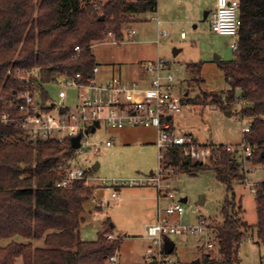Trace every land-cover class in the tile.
<instances>
[{
  "label": "trees",
  "instance_id": "trees-1",
  "mask_svg": "<svg viewBox=\"0 0 264 264\" xmlns=\"http://www.w3.org/2000/svg\"><path fill=\"white\" fill-rule=\"evenodd\" d=\"M238 1V48L232 60L218 62L226 96L204 93L198 101L206 105L209 100L208 104L223 110L239 103L241 115L253 118L250 132L244 134L254 149L248 162L264 166V0ZM157 6V0H108L104 5L85 0H0V88L4 96L0 115L16 116L5 101L18 92L22 82L17 76L24 71H36L31 80L43 103L49 98L46 87L50 84L74 79L77 74L78 81L86 84L98 66L93 46L107 33L122 42L128 18L156 13ZM187 69L199 76L202 63H191ZM224 147L211 152L208 164L184 157L176 148L166 153L165 167L191 176L213 171L225 187L221 222L214 228L218 258L204 253L201 264H239L238 247L249 233H255L257 243L264 246V183L256 187L257 222L250 226L243 221L233 192L234 183H242L245 174L235 153ZM75 152L69 141L40 140L13 123L0 124V241L15 237L43 241L42 247L9 243L0 248V264H116L110 258L117 255L120 238L109 239L106 232H99L94 241L79 238L84 204L92 198L93 188L82 180L60 185L66 175L62 162Z\"/></svg>",
  "mask_w": 264,
  "mask_h": 264
},
{
  "label": "rangeland",
  "instance_id": "rangeland-1",
  "mask_svg": "<svg viewBox=\"0 0 264 264\" xmlns=\"http://www.w3.org/2000/svg\"><path fill=\"white\" fill-rule=\"evenodd\" d=\"M89 3L104 5L108 0H85ZM157 12L139 14L128 18L129 28L123 30L122 42L114 35L105 38L93 46L95 62L104 73L110 68L122 69L123 79H129L131 69L141 67L159 59L169 63L166 72L173 77V92L182 101V110L173 115L172 126L179 134H190L201 145L232 147L243 169L245 180L236 181L233 192L236 202H240L242 219L250 226L257 222L255 198L252 192L264 181V166L246 162L238 147L245 137L243 128L250 125L244 122L239 103L223 110L217 106L200 104L203 94L226 96L227 85L218 62L234 58L231 48L233 38L215 34L211 29L212 12L215 0H157ZM207 13V17L206 16ZM158 17L161 25L152 21ZM134 36H130L131 31ZM165 31L166 37L159 36ZM183 35V36H182ZM116 41L117 43H112ZM174 51H178L174 55ZM202 63L199 76L192 75L187 66ZM196 71V68H193ZM100 83V82H99ZM60 83L46 87L49 98L55 101ZM68 98L65 105H76L77 91L65 88ZM185 94V95H184ZM230 112V116L226 115ZM114 142L112 147H105L107 141ZM157 133L144 128L112 129L101 121L94 133H89L88 142L98 145V152L90 146H82L70 159L62 162L70 170L81 169L93 180L86 182L93 188L92 198L84 204L83 219L78 235L82 241H94L99 232L110 234L111 239L120 238L116 264H150L147 250L154 246L147 235L148 227L156 224L158 209H164L170 202L166 198L158 199V191L153 186L122 187L118 191L121 198L112 197L113 181L129 180L156 173L159 149L156 142ZM208 164L209 158L201 160ZM98 169L95 170L94 166ZM172 167H168L170 169ZM166 174L165 180L171 184L175 193V202L183 208L180 218H169L170 223L186 227H196L202 219L207 230L198 236H171L174 251L162 256L177 264H193L202 261L204 253H212L218 258L214 228L221 222V206L226 192L225 187L217 181L213 171H204L195 176L179 173L176 168ZM97 181H96V180ZM107 181V186L100 181ZM152 194V195H151ZM151 195V196H150ZM185 199V202L181 200ZM204 203L200 205V200ZM152 200V201H151ZM254 231V230H253ZM11 242L32 243L42 247L43 241H28L21 237L0 241V248ZM208 244H213L212 248ZM239 264H264V246L257 243L255 233H249L238 247ZM158 259V258H155Z\"/></svg>",
  "mask_w": 264,
  "mask_h": 264
},
{
  "label": "built area",
  "instance_id": "built-area-1",
  "mask_svg": "<svg viewBox=\"0 0 264 264\" xmlns=\"http://www.w3.org/2000/svg\"><path fill=\"white\" fill-rule=\"evenodd\" d=\"M151 20L158 26L162 24L158 17H152ZM240 26L239 1L215 0L211 29L217 35L232 37L231 48L234 52L238 48ZM134 34L132 30L130 36ZM107 35L112 36L111 33ZM167 35L165 31L159 32V36L166 37ZM75 51L79 52V47H75ZM168 65L169 63L161 59L146 65L145 72L148 76V87L146 88H141L136 83L126 85L117 77L111 78L106 83H98L96 76L99 69L95 67L94 76L86 84L78 81L79 74L74 79L60 80L58 83L62 87L57 92L58 101L48 98L45 103L42 102L36 85L31 80L36 77V71H24L17 76V79L22 82L18 92H14L9 100L5 101V105L8 104L9 108L16 111V116L0 115V124L13 123L25 134L40 140H56L63 143L70 142L73 137L81 135L80 148L84 145L90 146L93 152H98L100 147L88 142L89 133L85 134L84 131L90 130L96 121L99 125L101 121H104L112 129H154L157 133L155 145L159 149V166L156 173L151 172L148 176L135 179L113 181L111 188L114 190L112 197L119 198L117 191L122 187L153 186L158 191V199L166 198L170 202L164 209H158L156 224L147 229V235L153 245L159 247V252L156 254L152 247L147 250L150 262L155 264H177L166 258L162 259L163 244L169 237L198 236L205 234L207 230L204 219L196 227H186L169 222L171 217L180 218L183 208L181 203L174 201V189L165 180L166 174L164 173L171 172L174 168L165 167L167 151L176 148L182 156L193 161H201L210 158L211 152L218 149L216 145H201L190 134H179L173 128L172 117L181 112L184 98L176 96L173 92L174 79L170 73L166 72ZM65 88L77 91L75 97L77 103L74 107H69L64 103L68 98ZM3 100L4 96L0 88V101ZM241 104L245 105L242 101ZM168 117H170L169 120ZM243 121H249L251 125L253 118L244 117ZM250 125L243 128L244 134L250 132ZM113 144L112 140L107 141L105 147L110 148ZM223 149L234 152L232 147L225 146ZM238 150L246 162L254 153L253 147L246 139H243ZM74 180H82L86 183L93 178L86 176L81 169H67L60 185L65 187ZM262 183L264 181L260 184ZM99 184L108 185L107 181L103 180ZM252 192L255 194L256 188L253 187ZM208 247L212 248L213 244H208ZM110 261L116 263V258L112 257Z\"/></svg>",
  "mask_w": 264,
  "mask_h": 264
},
{
  "label": "crops",
  "instance_id": "crops-1",
  "mask_svg": "<svg viewBox=\"0 0 264 264\" xmlns=\"http://www.w3.org/2000/svg\"><path fill=\"white\" fill-rule=\"evenodd\" d=\"M158 9V8H157ZM126 28H129V26L127 25L126 26ZM135 32V31H134ZM135 35V34H134ZM151 63V62H150ZM147 65V64H146ZM146 65H144V66H141V67H134L133 69H131V76H130V78L129 79H127L126 80V78H122V77H124V74H123V72H122V69H118V74H115L116 73V70L114 69V68H110L109 70H107L106 72H104V73H102L101 72V70H100V68L98 67V69H99V72H98V74H97V76H96V80H97V82L99 83H106V82H108L111 78H113V77H117V78H119L124 84H126V85H130V84H132V83H136V84H138L139 85V87H141V88H146V87H148V76H147V74H146V72H145V67H146ZM185 95V94H184ZM185 97V96H184ZM183 97V98H184ZM172 119H173V117H172ZM144 129H146V128H144ZM149 130H153L155 133H156V131L154 130V129H149ZM114 143V142H113ZM151 144H155V142H153V141H151ZM97 169H98V166H97ZM151 173V172H150ZM149 173V174H150ZM120 190V189H119ZM118 190V191H119ZM118 191H117V193H118ZM118 195H119V198L118 199H120L121 198V196H120V194L118 193ZM152 195V194H151ZM150 195V196H151ZM115 199H117V198H115ZM152 201V200H151ZM182 201V200H181ZM116 258H117V256H116ZM151 263H153V262H150V264Z\"/></svg>",
  "mask_w": 264,
  "mask_h": 264
},
{
  "label": "water",
  "instance_id": "water-1",
  "mask_svg": "<svg viewBox=\"0 0 264 264\" xmlns=\"http://www.w3.org/2000/svg\"><path fill=\"white\" fill-rule=\"evenodd\" d=\"M207 17V13H206V16ZM100 19L102 20L103 17H100ZM178 51H174V55H177ZM230 112H226V115L227 116H230ZM170 119V117H168V120ZM100 125H99V122H95L93 127L90 129V130H85L84 133L85 134H88V133H94L96 131L97 128H99ZM80 140H81V135H77L76 137H73L70 141L71 143V147L74 149V150H78L80 149ZM94 169L97 170V165L94 166ZM186 200L183 199L181 202H185ZM204 203V200L201 199L200 200V205H202ZM174 251V244L169 240V239H166L164 241V244H163V252H164V255L167 256V255H170L172 252ZM151 264H155V263H151ZM193 264H201L199 260H196Z\"/></svg>",
  "mask_w": 264,
  "mask_h": 264
},
{
  "label": "bare ground",
  "instance_id": "bare-ground-1",
  "mask_svg": "<svg viewBox=\"0 0 264 264\" xmlns=\"http://www.w3.org/2000/svg\"><path fill=\"white\" fill-rule=\"evenodd\" d=\"M138 100V99H137Z\"/></svg>",
  "mask_w": 264,
  "mask_h": 264
}]
</instances>
